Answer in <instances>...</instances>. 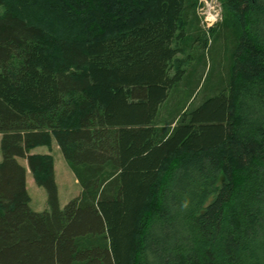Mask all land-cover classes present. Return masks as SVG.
<instances>
[{
    "label": "trees",
    "instance_id": "trees-1",
    "mask_svg": "<svg viewBox=\"0 0 264 264\" xmlns=\"http://www.w3.org/2000/svg\"><path fill=\"white\" fill-rule=\"evenodd\" d=\"M222 2L207 40L198 0H0V264H264V0ZM219 38L194 105L177 55ZM54 142L81 186L64 208L32 153Z\"/></svg>",
    "mask_w": 264,
    "mask_h": 264
},
{
    "label": "rangeland",
    "instance_id": "rangeland-1",
    "mask_svg": "<svg viewBox=\"0 0 264 264\" xmlns=\"http://www.w3.org/2000/svg\"><path fill=\"white\" fill-rule=\"evenodd\" d=\"M4 7L0 6V15L3 12ZM197 16L200 21V26L203 31V36L208 39H215L214 34L211 33V29L221 23L225 17V7L222 0H198L197 4ZM209 18V19H207ZM225 42L219 38L211 45L210 50L205 54L204 60L201 58L199 61H195L196 49L191 52H180L177 55L178 63L183 61L182 67L191 69V75H189V89H197L194 95V105L200 104L203 100L209 97L222 82V74H224V65L226 66L229 61V56L225 53ZM191 61V62H190ZM189 62L190 65H188ZM188 65V66H187ZM174 72V70H173ZM164 113H166L164 111ZM164 115V114H163ZM164 119H168L164 115ZM163 120H160V125L163 124ZM1 140V139H0ZM34 152H51L55 160L56 178L58 182L59 190V204L61 208H64L66 204L78 196L81 192V186L71 170L69 164L65 160L61 150L53 149L49 150L48 146H39L34 148ZM2 160L1 141H0V162ZM19 161L27 166V162L24 159ZM31 177L32 174H30ZM29 194L31 196L30 206L37 212H42L49 209L47 191L44 187L39 186L35 181L33 184H29Z\"/></svg>",
    "mask_w": 264,
    "mask_h": 264
},
{
    "label": "crops",
    "instance_id": "crops-1",
    "mask_svg": "<svg viewBox=\"0 0 264 264\" xmlns=\"http://www.w3.org/2000/svg\"><path fill=\"white\" fill-rule=\"evenodd\" d=\"M0 139H2V135H1V134H0ZM0 141H1V140H0ZM52 148H53V149H57V150L60 149L56 142L53 143ZM49 150H50V148H49ZM32 153H37V154H38V153H39V154H51V155H53L51 152H34V149L32 150ZM26 162H27V160H26ZM24 166H25V165H24ZM25 167L27 168V179H26V183H27V189H28V191H29V184H30V185L33 184V182L35 181V178L30 176V174H32V172H31V170H30V168H29V166H28V163H27V166H25ZM32 176H33V174H32ZM55 176H56V168H55ZM56 180H57V178H56ZM35 182H36V181H35ZM57 184H58V182H57ZM30 203H31V202H30ZM34 211H35V210H34Z\"/></svg>",
    "mask_w": 264,
    "mask_h": 264
},
{
    "label": "built area",
    "instance_id": "built-area-1",
    "mask_svg": "<svg viewBox=\"0 0 264 264\" xmlns=\"http://www.w3.org/2000/svg\"><path fill=\"white\" fill-rule=\"evenodd\" d=\"M207 19H209V18H207Z\"/></svg>",
    "mask_w": 264,
    "mask_h": 264
}]
</instances>
